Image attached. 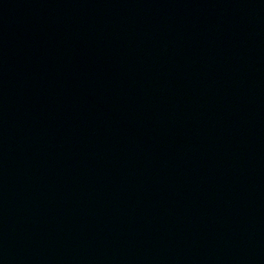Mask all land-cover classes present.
<instances>
[{"label":"water","instance_id":"water-1","mask_svg":"<svg viewBox=\"0 0 264 264\" xmlns=\"http://www.w3.org/2000/svg\"><path fill=\"white\" fill-rule=\"evenodd\" d=\"M0 264H264V0H0Z\"/></svg>","mask_w":264,"mask_h":264}]
</instances>
